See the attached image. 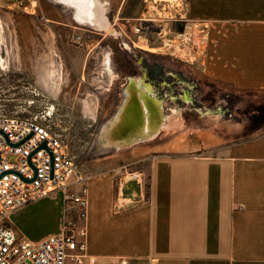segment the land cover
Instances as JSON below:
<instances>
[{
  "label": "rangeland",
  "instance_id": "obj_1",
  "mask_svg": "<svg viewBox=\"0 0 264 264\" xmlns=\"http://www.w3.org/2000/svg\"><path fill=\"white\" fill-rule=\"evenodd\" d=\"M87 1L81 0L82 6ZM101 1L113 9L122 3L124 19L112 26L122 37L117 41L109 37L95 47V55L93 51L86 58L79 46L80 31L68 24L49 29L42 19L53 11L54 0H0V62L2 57L5 63H0V110L7 115L22 111L24 116L39 117L52 112V128L62 136L89 188L93 182L105 180L110 195L116 196L119 179H131V172L141 174L133 181L149 188L151 164L161 157H213L227 148L264 139V89L228 91L193 57L207 54L209 32L215 36L216 55L224 48V36L256 34V26L264 19V11H256V7L264 0H245V4H234L236 9L232 6L235 0H214L211 9L208 0ZM138 27L139 33L135 32ZM123 43L131 53L120 52ZM106 45L115 51L119 71L138 76L144 70L147 82L163 102L164 114H178L181 128L162 131L155 140L127 150L98 148L97 134L112 116L116 102L115 95L107 97L97 91L102 81L97 78L101 68L96 54ZM38 56L37 73L36 60L32 63L31 58ZM182 92L192 105L171 101ZM30 101L34 105L27 106ZM189 142V151L177 150ZM70 190L78 191L73 186ZM59 200L57 195L27 206L20 213L24 216L13 219L21 235L35 241L47 236L55 228ZM60 216L62 220V210Z\"/></svg>",
  "mask_w": 264,
  "mask_h": 264
},
{
  "label": "crops",
  "instance_id": "obj_2",
  "mask_svg": "<svg viewBox=\"0 0 264 264\" xmlns=\"http://www.w3.org/2000/svg\"><path fill=\"white\" fill-rule=\"evenodd\" d=\"M208 1L211 9L209 4L214 0ZM238 1L232 2L235 9L237 3H246ZM261 4L256 11H264V1ZM52 10L42 17L48 28L68 24L80 31L79 46L86 58L93 51L95 55V47L109 37L114 41L122 37L121 31L112 29L124 19L122 3L113 9L101 0H89L83 6L81 0H54ZM261 22L256 34L224 36V48L218 55L215 36L209 32L207 54L193 56L197 64L206 65L208 75L221 80L228 91L264 89V19ZM58 39L64 42L61 36ZM124 44L119 46L120 52H129V46ZM97 52L101 68L97 78L102 81L97 91L107 97L116 96L113 114L105 122L108 123L124 102L130 77L145 73L141 70L138 76H132L119 71L110 45ZM34 57L31 59L32 63L36 60L38 73L39 56ZM1 62L4 63L2 57ZM188 98L182 92L171 101L192 105ZM97 99L98 95L92 100L94 105ZM184 125L186 130L185 122ZM189 144L177 150L189 151ZM149 174V188L121 177L116 196L110 195L105 180L93 182L90 188L84 180L88 189L87 256L94 258V264H264V139L227 148L213 157H161L152 162ZM29 207L10 217L20 235L13 219L18 221L24 216L20 213ZM61 210L59 200L56 225L47 236L59 231ZM65 264L75 263L67 259ZM82 264H89L88 259Z\"/></svg>",
  "mask_w": 264,
  "mask_h": 264
},
{
  "label": "built area",
  "instance_id": "obj_3",
  "mask_svg": "<svg viewBox=\"0 0 264 264\" xmlns=\"http://www.w3.org/2000/svg\"><path fill=\"white\" fill-rule=\"evenodd\" d=\"M140 31L141 27L135 29ZM32 105L34 101L27 103ZM54 120L48 111L39 117L24 116L22 111L7 115L0 110V264H65L67 259L75 264L85 259L89 264L95 262L87 256L88 189L62 136L52 128ZM42 143L46 148L38 149ZM128 175L137 179L141 174ZM72 186L78 191L70 190ZM57 195L63 214L57 233L33 242L16 231L10 221L12 214Z\"/></svg>",
  "mask_w": 264,
  "mask_h": 264
},
{
  "label": "bare ground",
  "instance_id": "obj_4",
  "mask_svg": "<svg viewBox=\"0 0 264 264\" xmlns=\"http://www.w3.org/2000/svg\"><path fill=\"white\" fill-rule=\"evenodd\" d=\"M110 32L113 30L111 29ZM125 47H128L127 44ZM109 76L110 79L113 78L111 71ZM115 113L97 134L96 142L100 150L117 152L131 149L135 145L156 138L162 131L171 132L182 126L178 114L172 117L164 114L161 101L156 97L151 86L145 82V74L138 78L130 77L124 102ZM176 118L178 121L175 120Z\"/></svg>",
  "mask_w": 264,
  "mask_h": 264
},
{
  "label": "water",
  "instance_id": "obj_5",
  "mask_svg": "<svg viewBox=\"0 0 264 264\" xmlns=\"http://www.w3.org/2000/svg\"><path fill=\"white\" fill-rule=\"evenodd\" d=\"M31 137V135L27 136L20 144L24 143L27 139H29ZM46 148V144L42 143L38 149H45Z\"/></svg>",
  "mask_w": 264,
  "mask_h": 264
}]
</instances>
